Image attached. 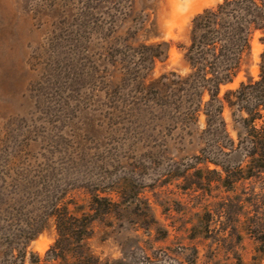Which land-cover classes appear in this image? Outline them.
I'll use <instances>...</instances> for the list:
<instances>
[{"label": "trees", "instance_id": "obj_1", "mask_svg": "<svg viewBox=\"0 0 264 264\" xmlns=\"http://www.w3.org/2000/svg\"><path fill=\"white\" fill-rule=\"evenodd\" d=\"M39 5L51 19L61 20L57 27L61 34H56L53 53L61 68L59 82L64 81L61 83L65 90L74 93L81 77L79 62L83 49L90 50L95 38L102 39L110 50L109 68L120 70L122 75L120 82H109L115 86L114 98L96 110L81 107L74 95H68L63 111L69 118L92 121L90 129L114 140L116 151L126 149L156 156L168 150L171 142L178 149L194 151L187 162H175L157 175L159 187L180 179L186 182L191 171L197 173L196 180L191 186L180 187L184 191L203 190L210 195L213 189L237 191L246 181L260 184V192L255 188L248 194L257 197L245 203L259 208L257 226L255 222L248 229L259 243L257 251L261 255L255 260L261 264L264 51L257 79L250 76L223 96L221 88L233 83L245 69L256 32L263 33L260 40L264 44V0H216L195 14L187 41L178 43L188 71L171 69L157 77L154 76L157 64L167 61L172 42H137L151 14L136 11L134 0H41ZM123 29L124 34H120ZM226 107L232 112L237 140L228 129ZM40 159L74 168L94 161L92 154L83 148L68 147L44 154L15 148L0 150V264H125L103 261L92 252L86 239L93 234L96 219L117 211L119 202L114 194L128 196L126 180L111 181L109 176L101 178L85 169L77 176H69L61 191L48 186L39 188L46 176L32 174L30 165ZM116 161L111 155L95 159L101 168ZM79 187L89 195V210L75 196H69ZM134 187L140 195L141 188ZM51 224L56 227L57 238L45 256L29 251L30 242ZM238 259L242 264L241 258Z\"/></svg>", "mask_w": 264, "mask_h": 264}, {"label": "rangeland", "instance_id": "obj_2", "mask_svg": "<svg viewBox=\"0 0 264 264\" xmlns=\"http://www.w3.org/2000/svg\"><path fill=\"white\" fill-rule=\"evenodd\" d=\"M40 1L0 0V150L15 148L44 154L69 147L83 148L92 154L91 164L77 168L62 166L58 161H32V174L46 176L39 188L48 186L61 191L67 186L69 176H77L85 169L101 178L109 176L111 181L126 180L128 196L114 194L119 202L117 211L96 219L94 232L86 239L92 252L103 261L240 264V257L242 264H260L255 260L261 255L257 251L259 243L248 229L253 228L255 222L257 226L259 208L245 203L257 197L248 194L255 188L260 192V184L246 181L237 191L213 189L210 195L203 190L184 191L180 187L191 186L196 180L194 174L197 173L191 171L186 182L180 179L159 187L155 181L157 175L175 162H187L194 151L178 149L173 142L168 150L156 156L126 149L116 151L114 140L90 129L92 121L68 117L63 111L68 95H74L81 107L96 110L114 98L115 86L109 82H120L122 75L120 70L109 68V49L102 39L95 38L90 50L83 49L79 62L81 77L74 93L65 90L63 80L59 82L61 68L55 63L53 53L57 46L56 34H61L57 28L61 20L51 19L48 11L39 5ZM215 1L134 0L136 11L151 14L137 42H172L169 58L157 64L155 77L171 69L188 71L178 43L187 41L194 15ZM124 32L123 29L120 34ZM262 35L261 31L255 33L248 64L233 83L222 86L221 96L250 76L259 77L264 51ZM123 88L129 93L125 86ZM224 116L232 137L237 140L238 131L229 107L225 108ZM204 126L202 116L201 128ZM110 155L117 160L111 162L113 165L101 168V163L95 162ZM133 185L141 188L140 195ZM69 196H75L85 210H89V195L84 188H76ZM259 212L261 214V210ZM56 238V227L51 224L30 242L28 250L44 257Z\"/></svg>", "mask_w": 264, "mask_h": 264}, {"label": "bare ground", "instance_id": "obj_3", "mask_svg": "<svg viewBox=\"0 0 264 264\" xmlns=\"http://www.w3.org/2000/svg\"><path fill=\"white\" fill-rule=\"evenodd\" d=\"M44 247H46V245Z\"/></svg>", "mask_w": 264, "mask_h": 264}]
</instances>
